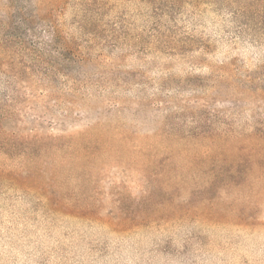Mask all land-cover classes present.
<instances>
[{"label":"rangeland","instance_id":"obj_1","mask_svg":"<svg viewBox=\"0 0 264 264\" xmlns=\"http://www.w3.org/2000/svg\"><path fill=\"white\" fill-rule=\"evenodd\" d=\"M0 264H264V0H0Z\"/></svg>","mask_w":264,"mask_h":264}]
</instances>
